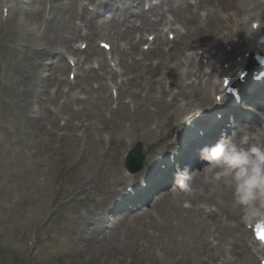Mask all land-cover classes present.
Listing matches in <instances>:
<instances>
[{"label": "rangeland", "instance_id": "rangeland-1", "mask_svg": "<svg viewBox=\"0 0 264 264\" xmlns=\"http://www.w3.org/2000/svg\"><path fill=\"white\" fill-rule=\"evenodd\" d=\"M49 1L53 2L54 6L50 15ZM79 1L82 8H86L87 5L96 6L105 0ZM35 2H38V6H35ZM147 3L152 5L159 1L147 0ZM238 3L239 0L232 3L235 10ZM60 7L68 9L69 14L74 11L70 0H0V263L225 264L222 252H229L235 241L227 240L223 235V227L235 228L237 222L242 224L243 213L237 208L235 211L228 207L218 208V203L222 204V200L218 201L216 198L218 192L215 186L212 193L214 196L211 193L206 194V200L203 202L200 201V195L195 198L199 203L196 210H193L194 199L191 198V192L181 188L180 183L183 178L185 183H189L192 175V180H195L202 167H185L187 170L184 171L183 178L176 179L177 185L172 184L170 189L164 191L156 200L164 204V209L152 207L153 210L137 214H111L122 201L121 197L114 199L113 194L118 190L117 181L125 174L126 168L118 173L111 172L112 154L107 153L108 146L99 144L96 139L89 144L86 141L84 160L81 159V153L70 150V142L67 143L69 148L64 141H60V146H53L51 138L43 134L42 129H46L38 123L40 120H44L45 124L49 123L46 112L47 94L48 91H56L55 78L60 75V61L64 59L56 60L55 56L43 59L41 54H38L40 47L35 42V37L46 31V21L50 20L52 14L54 21H66L63 11H59ZM113 7H121L125 12L132 9L142 14L137 5L132 6L129 3L116 5L112 2L111 8ZM167 9L171 12L170 9L173 8L167 7L165 11ZM36 10L39 18L32 15ZM138 16L130 14L128 19L137 23ZM118 18L123 20L125 16L118 17L112 13L103 17L93 15V20L97 21L99 26L97 37L100 38L96 40V46L98 42L106 40L102 37L109 38L117 34ZM71 23L73 24V21ZM108 23L110 24L107 27ZM121 31L124 32L125 28ZM152 59L148 58L147 63L152 62ZM174 64L176 63H169L172 66ZM43 65H46L44 69ZM32 66L35 67L33 75L25 79V72ZM161 72L162 69H158V74ZM136 75V84L145 85L151 76L150 73L146 74L145 70H139ZM133 77L134 75H131V78ZM33 79L40 82L43 97L40 102V94L33 100L29 99L26 113L19 103L20 93ZM201 97L207 98L198 93L197 97L184 101L183 107ZM78 98L84 99L85 96L78 94ZM65 101L66 98H57L51 109L62 113L61 116L69 120L72 115L62 106ZM72 106L75 111L83 108L76 102L72 103ZM90 107L88 103L87 109ZM77 115L78 119L87 118L84 113ZM26 120L28 124L25 123ZM190 122L185 124V130L177 131L176 138L163 140L162 144L155 148L154 160L148 155L151 141L146 139L144 142L140 140L130 144L126 136L125 141L129 145L124 157L131 146L142 142L144 170L148 169V173H154L159 169V164H164L162 160L164 157L168 158V153L176 142L193 131L192 126L195 124ZM262 122L264 123V119ZM232 124H235L234 118ZM109 125L112 126L111 123ZM74 126L77 127V122ZM237 132L236 128V132L229 138H238L240 141L243 136L241 129L238 134ZM208 135L212 137L207 139L215 141L220 137V127L216 126ZM108 138L104 135L105 141H108ZM159 138L162 137L159 135L152 141H158ZM114 139L116 143L121 144L124 141L123 134L116 133ZM193 155L191 146L187 160ZM203 168L206 184L209 183L206 179L209 173L205 162ZM104 173L108 175L110 183L103 180L102 183L95 182L88 187L85 184L79 188L88 178H98ZM143 181L144 179H140L136 183ZM119 190L120 194L126 193L123 187ZM230 191L229 189V193ZM97 202H102V205L96 206ZM228 202L229 194L224 205L228 206ZM212 209H217L218 214L214 215ZM93 210L99 211V216L93 214L90 221L81 218ZM136 218L141 219L136 222ZM124 220L129 225L127 230L122 228L123 231H116V224ZM140 225L141 228H138ZM124 226L126 227V224ZM215 229H218L222 236ZM94 236L100 244L92 249L88 242ZM217 237L220 239L216 240L219 243L214 241ZM32 240L35 244L34 252L29 249ZM119 247L127 251L124 256L120 255ZM241 259L250 261L248 256L236 257L228 264H242Z\"/></svg>", "mask_w": 264, "mask_h": 264}, {"label": "bare ground", "instance_id": "bare-ground-1", "mask_svg": "<svg viewBox=\"0 0 264 264\" xmlns=\"http://www.w3.org/2000/svg\"><path fill=\"white\" fill-rule=\"evenodd\" d=\"M190 0H178L174 2L173 0L169 1V5L173 8L170 9L171 16L179 20V23L182 27V31H177V38L182 44H178L177 41L172 43H177V47L169 49L168 51H163L164 46L171 44L166 38L162 39L160 37H155L154 45L158 50V63L156 65H146L145 59L149 57H155L153 54V48L150 51H141L139 49V43H131L130 45L122 44L126 39H130V36L133 32H140L143 29H155L157 26H150V21L146 17L140 18L142 23L140 26H129L128 24L116 25L117 34L111 37V40L114 42V48L116 51H120V58L116 62H109L107 55L100 49V47L92 46L85 52H80L75 50V55L72 56L76 61V70H77V84H81V92H85L86 89L93 94L91 99L88 100L90 109L85 110L84 113L87 114V118L91 124L85 125L86 132L88 134V139L93 137L96 134L99 137L100 142L103 141V135H107L110 140L115 143L114 136L116 133L120 132L123 134L124 141L119 147H116V151L121 153L123 149L127 147L125 142V137H128L129 142L135 140H141L142 142L148 139L152 141L156 136L163 133L167 137H172L173 133L179 130L185 123L187 115L196 116L198 114V109L194 104H188L187 111H183V108L179 107L180 103L187 101L189 98L197 97V94L200 93L201 96L205 95L209 97L211 93L221 90V84L217 81H213L212 75L215 73V70L210 71L209 66H215L220 64L222 61H226L225 64H230L232 69L235 65L234 58L242 56L247 50L248 46L256 32V30H250L249 32L243 29V26L240 23V16L243 15L241 9L236 7L238 15L231 13L228 15L229 10L234 11V5L232 3L238 2V0H195L193 8L189 4ZM35 2L34 4H37ZM35 6H38L35 5ZM53 5H51L52 8ZM167 6V5H166ZM163 6L153 7L150 10L152 14L164 17L162 22H166V25L169 26V21L167 20L165 14L161 12ZM165 8V7H164ZM201 9V12H198ZM216 9H219L215 12ZM169 10V9H168ZM60 11L64 12V16L67 17V21L61 22L63 24L57 26V33L59 34L56 37L48 38L50 32L51 22H46V31L45 34L42 33L41 36L35 37V42L38 43V46L46 48H59L64 49L66 53H69L72 50L73 38L70 37L74 35L75 28L73 25L70 28L69 23L72 20V15H69L68 9H62ZM207 11L206 14L203 12ZM34 18H39L38 11H33L32 13ZM75 15L77 13L75 12ZM200 18V21L198 20ZM230 21L233 24H230ZM132 24V23H131ZM69 25V27H68ZM92 25H96L93 23ZM159 26V25H158ZM234 27L236 29L234 30ZM263 25L261 29H263ZM122 28H125V32H122ZM67 29V31H66ZM93 30L92 27H90ZM175 32V31H174ZM208 33L207 44H203L201 39H196L202 34ZM212 33V37H211ZM69 34V35H68ZM251 34V38L248 39L247 35ZM91 35V33H90ZM237 37H240L241 41H235ZM185 40V43H184ZM188 40V42H187ZM231 44L233 49L231 52H227L224 44ZM122 44V45H121ZM195 45L197 47L196 52L193 54H187L186 49ZM127 46H130L131 53L129 54ZM162 50V54H161ZM53 51H46L40 53L41 57H51ZM39 53V52H38ZM85 53V54H83ZM141 56V59L138 60L135 55ZM131 55V56H130ZM133 55V56H132ZM168 56V57H167ZM180 57V60L176 63L175 67H167V62H172L174 57ZM168 60H167V58ZM131 61V63H129ZM204 61H207V65H204ZM94 63L98 66H91L85 68L84 65H90ZM124 66L125 73L118 71V68ZM151 66V67H150ZM165 66L166 73L159 75V67ZM46 65H43V69ZM151 74L149 82L145 84H136L135 77L129 78V73L133 75L138 70L147 71ZM68 69V66L63 63L62 68L59 70L61 78L57 80L58 87L61 89L63 86H67L66 79L64 78L65 72ZM35 67L32 66L24 74L25 79L33 75ZM229 70L221 68L215 78H218V75H223ZM29 77V78H30ZM222 77V76H221ZM28 78V79H29ZM110 79L112 81L111 85H107L105 82ZM36 79L31 80L29 85L22 89L20 96L21 109L22 106L24 111L27 113V105L29 99L33 100L37 95L40 94L38 100L41 101L43 97V92L41 86H36ZM69 82V80H68ZM26 81L24 82V84ZM97 83V88H93L92 84ZM107 93L106 97L103 94ZM117 91V97L113 96V92ZM190 96L188 97V94ZM68 97V96H67ZM125 97L130 99L129 102H125ZM169 100L167 101V98ZM187 97V98H186ZM69 98V97H68ZM53 100V98H52ZM69 105L71 100L69 98ZM77 102V101H76ZM109 102L113 106L112 118L106 120L105 111L109 107ZM198 108H204V110L212 108L211 102L209 99L200 98L198 100ZM97 128H95V124ZM112 124L110 126L109 124ZM39 125L42 124L45 126L44 120H40ZM260 123L255 120L249 121L247 124H241L238 128V132L241 129V135L248 136L249 143L239 145L238 138H231L234 142L238 144L239 147L244 148L245 150L250 147L252 142H264V127H259ZM153 125L156 127L154 128ZM258 125V126H257ZM56 128L53 130L55 134ZM237 132V134H238ZM61 140L68 142L67 137H63ZM77 141L80 140L75 138L72 143H70V150L77 152ZM150 143V142H149ZM151 150L152 159L154 158L153 150ZM195 164L199 167H202V170L198 172L195 180H192L189 183H185L191 192V198L194 199L193 210H196L197 204L199 201L195 199L200 195V201L203 202L206 194L214 192L213 184L204 183L205 182V169L203 168L204 161L196 159ZM119 168V170H121ZM87 184H92V181H89ZM218 194L216 198L218 201L222 200L220 208L230 207L225 206L227 196L229 194V189L227 187L221 186L219 188L215 187ZM213 195V194H212ZM214 196V195H213ZM215 202V198H212ZM152 205V206H151ZM150 209L154 208L164 209V204L160 201L152 203ZM136 222L141 218H136ZM239 218H236L238 220ZM91 218H86L85 221H90ZM126 224V227L124 226ZM128 223L124 221L116 224V231L127 230ZM143 225V224H142ZM140 225L138 228H141ZM215 225H217L215 223ZM124 226V227H123ZM215 227L213 226L212 229ZM216 230V229H215ZM217 233H220L219 230H216ZM222 236V234L220 233ZM223 235L227 238L228 241H235L234 247L229 249L227 254L231 258L244 257L248 256V260H242V264H257L256 257L260 253L256 246H250L249 242L251 241L250 232L243 227L241 223L236 224L235 228L223 227ZM92 246V249L97 248L100 242L97 240V237L88 242ZM120 255L124 256L127 251L124 248L119 247ZM255 251V252H254ZM104 264H107L106 262Z\"/></svg>", "mask_w": 264, "mask_h": 264}, {"label": "clouds", "instance_id": "clouds-1", "mask_svg": "<svg viewBox=\"0 0 264 264\" xmlns=\"http://www.w3.org/2000/svg\"><path fill=\"white\" fill-rule=\"evenodd\" d=\"M243 15L240 23L246 31L264 23V0H239ZM243 136L239 145L249 143ZM197 159L206 163V179L219 188L231 190L234 206L242 209L248 223H264V142H252L246 150L229 137H219L210 145L197 149ZM183 178V173H177ZM185 191L189 188L180 183Z\"/></svg>", "mask_w": 264, "mask_h": 264}, {"label": "snow or ice", "instance_id": "snow-or-ice-1", "mask_svg": "<svg viewBox=\"0 0 264 264\" xmlns=\"http://www.w3.org/2000/svg\"><path fill=\"white\" fill-rule=\"evenodd\" d=\"M258 238L264 240V226H262L261 230L258 232Z\"/></svg>", "mask_w": 264, "mask_h": 264}]
</instances>
